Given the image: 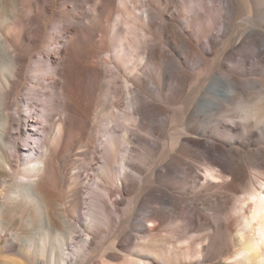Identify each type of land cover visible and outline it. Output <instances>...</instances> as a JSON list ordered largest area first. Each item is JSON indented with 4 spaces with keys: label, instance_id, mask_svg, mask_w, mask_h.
Here are the masks:
<instances>
[{
    "label": "bare ground",
    "instance_id": "1",
    "mask_svg": "<svg viewBox=\"0 0 264 264\" xmlns=\"http://www.w3.org/2000/svg\"><path fill=\"white\" fill-rule=\"evenodd\" d=\"M56 15L70 19L56 25L60 33L77 31L63 69L54 44L38 57L19 52L37 49L43 21ZM81 19L83 26L72 22ZM220 21L224 29H215ZM260 25L264 0H0V264H264ZM201 39L209 51L194 45ZM195 57L203 71H224L197 77L187 95L192 77L184 66ZM171 58L181 76L168 85L163 66ZM27 76L32 81L12 103ZM43 77L65 78L64 86L52 85L51 110ZM165 104L179 105L180 135L174 116L153 125L171 113ZM234 110L241 121L225 122ZM168 124L175 133L161 143ZM90 155L92 175L81 186L78 173ZM177 178L185 233L211 230L197 246L179 241L173 227L163 235L181 217L179 205L170 216L153 207L140 212L151 184ZM204 210L228 223L215 225Z\"/></svg>",
    "mask_w": 264,
    "mask_h": 264
},
{
    "label": "rangeland",
    "instance_id": "2",
    "mask_svg": "<svg viewBox=\"0 0 264 264\" xmlns=\"http://www.w3.org/2000/svg\"><path fill=\"white\" fill-rule=\"evenodd\" d=\"M180 2H185V0H180ZM224 0H219V3H223ZM88 9V6L86 7V10ZM223 14L225 15L226 14V11L223 12ZM242 17L244 18V15L243 13L241 14ZM110 16L107 14L105 16V19L107 20H111V22H113V18L112 16L109 18ZM241 17V18H242ZM65 18V19H64ZM51 19V18H50ZM47 20L41 25L42 29L40 30L41 33H42V38L44 40V42L42 44L39 45V47L35 50H32V51H26V48L25 47H22V49L19 51L22 55H28V54H32L33 57H38L42 52L46 51V46L48 44H54L52 47H51V51L54 52V50H59V58H58V63H57V66L59 67V69H63V60L65 58V52L67 51V46H68V41L70 39V37H73L74 35H76L77 31H72V32H64L62 31V33H60L56 27V25H58V27H61L63 24L65 23H68L69 21L67 20H70L66 17H62V16H54L52 17L51 20ZM237 22L241 21V19L239 17H237ZM57 22V24H55ZM72 22H76L75 24L77 26H83L85 24V22L81 19V20H74ZM216 28L215 29H224V25L222 24V21L219 22V24L217 26H215ZM40 28V26H39ZM257 29H259L260 31H264L262 26L260 25V27H258ZM53 32V34L56 36V41H52L50 39V33ZM216 32V30H215ZM181 33L180 32H177V34H175L174 36L177 37V35L179 36ZM49 37V38H48ZM187 37V36H185ZM188 39V37H187ZM257 40L258 42L264 46V34L262 33L259 34L257 36ZM194 45L195 46H199L201 48H203L204 50H207L209 51L210 50V45H209V42L206 40V39H201L198 43V45H196V43L194 42ZM182 46L181 45H177L175 47V51L177 53H180V56H182L183 59L186 58L187 60V57L186 55L183 53L182 51ZM39 49V50H38ZM85 51V53L88 51L87 49V46H82L81 50ZM166 50L167 51H170L172 52V49L171 47L169 46H166ZM61 51V52H60ZM81 51V52H82ZM55 53V52H54ZM176 58H179V54H177ZM30 65L28 64L27 67H29ZM56 66V65H55ZM179 65L177 64L176 60L174 58H171V59H168L166 60V63L164 64V68H163V71H164V74H165V77L167 78V84L169 85L170 81H174V77H180L181 76V71L179 70ZM26 67V68H27ZM263 67V65L260 66V69ZM25 68V69H26ZM30 68V67H29ZM245 68H249L248 66H246ZM202 68L200 67L199 65V61L196 59V57L194 59H192L191 61H188V64L187 66H184V70L186 71V74L189 75V77H192V80L190 82V84L188 85L187 87V91H186V94L189 95L191 93H193V88L194 86L197 85V77H214L215 75L217 74H220L221 71L223 72L224 70L222 69L220 71V68H214L211 72H206V71H203L201 70ZM27 70V71H26ZM25 72L29 73L30 69H26ZM209 73V74H208ZM257 73L259 74V71H257ZM255 77H259V75H255ZM31 80V77L27 76V77H23L19 87H18V93L16 94H12L11 95V102L13 103L17 97L19 96H22L23 95V92H21L26 86L29 85ZM64 81H65V78L64 77H43V80L38 82L40 84V87L42 89V91L44 92L45 94V101H46V106H47V110H51V105L48 103V100L49 98L51 97V94H52V85L53 83H56L57 85L59 86H64ZM80 85H81V89L83 91V94L84 95H88L87 94V91L90 90V81L85 78V77H82L81 78V81H80ZM146 97L150 100V99H154L156 102H160V100L158 101L157 98L155 99L154 95L147 91L146 92ZM56 104L60 107L61 106V102L59 99H57L56 101ZM179 106V105H178ZM178 106L177 105H166L165 104V107H167L168 109H170L171 113H168L166 115H163V116H158L155 120H154V124L153 125H161L162 123H164V121H170L171 120V117L174 116L175 112L178 111ZM14 107V106H13ZM175 110V111H174ZM174 111V112H173ZM239 114L238 111L234 110L232 113L228 114L230 117H224V121L225 122H233V121H236V122H240L241 120L237 117ZM232 116V117H231ZM176 118V127H178L177 131H179V134L182 133V127H180V122H181V114L177 113L175 116ZM173 122V121H172ZM163 129L165 130L164 134H163V137L162 139H159V141H168V138L170 137L171 134L175 133V131H173V129L171 128V124H168L167 126H163ZM258 131H260L258 128H257ZM90 133L91 131L88 130ZM97 135V130L93 132V137H96V140L99 141L98 146L99 147V151H101V149L103 148V134H102V131H100L99 135ZM212 142V140H210ZM76 145V143H75ZM100 155L97 154L96 155V158H98ZM158 157L156 159H159V155H157ZM93 158V155H90L89 156V161L88 162H84L83 163V166L80 170V172L78 173L79 174V177H80V181L82 182L81 183V186H83V184H87L88 182V175H92V172L91 171H88L89 169V164H92L91 160ZM188 161V159H187ZM98 160L95 161V163H97ZM168 162V161H167ZM167 162L164 161L163 163V166L164 165H167ZM190 162V160H189ZM162 166V167H163ZM164 169V168H163ZM164 171V170H163ZM76 171H72L71 173H75ZM250 173H252V177L254 179H257V177H260L258 174H254L253 171H251ZM182 174V173H181ZM170 177L173 176V174L169 175ZM203 176H205V174L203 173ZM257 176V177H256ZM182 177V175H181ZM171 179V178H169ZM169 182H164V181H157L153 184H151V188L153 190V194L151 196H149V203L147 205L144 206V204L142 205L143 208H141L140 212L144 213L145 210H151L152 207L153 208H160V209H163V210H166L167 213L170 215H172V210L174 208L173 204H177L180 212H181V217L179 219H177L175 221V223H170L171 225H167L165 227V230H168L170 229L171 227H173V229H176L178 231V234H177V238L179 241H188V242H194L197 246V242L200 243V242H203L205 241L206 239V236L207 234H210L211 233V230L210 228H204L203 232L200 233L199 235L197 236H194V235H191V234H186L185 233V228L187 227V223H186V213L183 211V205L182 204H179V192H180V183L178 184V178H177V182L176 183H172L170 182V180H168ZM85 184V185H86ZM258 188H260L261 190V187L260 185H257ZM262 190L264 191V189L262 188ZM261 190V191H262ZM226 194V193H224ZM245 209L248 211L249 207L248 205L245 207ZM203 214L208 217L215 225H218L220 223H228L226 222V219L222 216V221H218V216L216 215V213L214 211H210V210H204L202 211ZM229 212V211H228ZM213 215V216H212ZM141 217V216H139ZM141 220V218L139 219V221ZM173 219H171L170 221H172ZM139 224V222H137ZM145 225L147 226H150L151 224L150 223H144ZM170 234V231H165L163 232V235H169ZM196 241H194V240ZM210 264H215V263H210Z\"/></svg>",
    "mask_w": 264,
    "mask_h": 264
}]
</instances>
